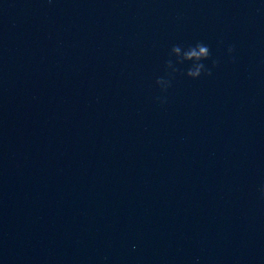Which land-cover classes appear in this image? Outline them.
<instances>
[{
    "label": "clouds",
    "instance_id": "obj_1",
    "mask_svg": "<svg viewBox=\"0 0 264 264\" xmlns=\"http://www.w3.org/2000/svg\"><path fill=\"white\" fill-rule=\"evenodd\" d=\"M234 51V46H228L227 52L229 56H231ZM173 57L175 60L172 59ZM210 58V48L202 41H197L195 44L189 45L187 47L174 44L170 49L169 59H167L165 62L166 75L157 78L156 85L159 87L162 93H166L172 85V79L174 75L180 71L176 65H188L182 74L192 80H197L202 75L210 76L212 74L211 70L205 64V61L209 60ZM217 63V61L213 60V67H215ZM157 100L161 104L167 102L166 97H157ZM261 192L264 194V187L261 188Z\"/></svg>",
    "mask_w": 264,
    "mask_h": 264
}]
</instances>
